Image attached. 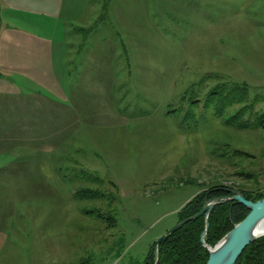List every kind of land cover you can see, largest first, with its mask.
I'll list each match as a JSON object with an SVG mask.
<instances>
[{
  "label": "rangeland",
  "instance_id": "1",
  "mask_svg": "<svg viewBox=\"0 0 264 264\" xmlns=\"http://www.w3.org/2000/svg\"><path fill=\"white\" fill-rule=\"evenodd\" d=\"M78 6L64 25L12 22L61 39L67 79L46 111L19 112L38 122L19 136L1 120L24 99L0 93V264H144L204 188L264 190V133L203 107L212 88L245 85L243 120L264 114V0Z\"/></svg>",
  "mask_w": 264,
  "mask_h": 264
},
{
  "label": "crops",
  "instance_id": "2",
  "mask_svg": "<svg viewBox=\"0 0 264 264\" xmlns=\"http://www.w3.org/2000/svg\"><path fill=\"white\" fill-rule=\"evenodd\" d=\"M82 1L0 0V86L3 87V92L0 93L2 95L11 94L8 90H4L5 86L11 87L17 92L15 95L20 96V99L24 101L31 96L33 106H35L31 108L32 104L28 99V102L21 101L15 104L16 109L11 108L12 111L14 110L11 114L14 116L1 120L5 122V127H8L11 134L13 132L17 135L21 132L26 133L29 130L28 126L36 127L38 122H34L35 125L32 124V119H25V115L19 112L32 113L34 109L39 111L40 115L42 110L46 111L50 94L53 96L60 94L61 98H64L65 79H67L65 44L61 39L55 40L52 34L40 35L14 23L21 21L41 24L58 21L54 24L57 26L62 20V25H64V19L74 21L73 19L81 15L78 5ZM54 26L53 29H56ZM17 82L20 86H26L27 83L31 87L26 86L23 90L17 89ZM8 105L7 103V109ZM16 111L18 113H15ZM0 113L5 117L8 112L3 113L0 108ZM43 133L44 130L40 134L45 137L47 133L45 132V135ZM11 134L9 135L11 140L7 136L4 143L17 140L19 135L12 137Z\"/></svg>",
  "mask_w": 264,
  "mask_h": 264
},
{
  "label": "trees",
  "instance_id": "3",
  "mask_svg": "<svg viewBox=\"0 0 264 264\" xmlns=\"http://www.w3.org/2000/svg\"><path fill=\"white\" fill-rule=\"evenodd\" d=\"M247 98H249L248 88L245 85H218L208 91L203 107L211 109L216 116L221 117L223 124L227 127L264 133V114L255 116L251 122L243 120L245 114L251 110V106H247ZM253 102H257V98H254ZM192 103H194L192 106L198 104L197 101ZM230 108L238 109L228 115L226 110ZM233 154L240 159L249 158L243 152L234 151ZM240 170L239 176L246 179L252 177L246 170ZM256 189L255 191L240 189L239 192L247 201L256 202L264 198V190ZM233 191L235 190L223 185L204 188L182 207L178 213V221L181 222L195 216L208 202L214 199L231 197ZM248 213L249 211L244 206L236 202L215 206L208 216V231L204 237L207 246L214 247ZM204 230V216L188 222L162 240L158 246L154 243L150 247L144 264H154L156 260L157 264H206L209 254L200 242ZM236 264H264V237L251 243Z\"/></svg>",
  "mask_w": 264,
  "mask_h": 264
},
{
  "label": "water",
  "instance_id": "4",
  "mask_svg": "<svg viewBox=\"0 0 264 264\" xmlns=\"http://www.w3.org/2000/svg\"><path fill=\"white\" fill-rule=\"evenodd\" d=\"M228 202L241 204L249 213L211 248L204 241L208 231V216L215 206ZM201 216H204L205 219V230L201 235L200 242L209 254L206 264H236L251 243L264 237V232H260V229H258L259 225L264 221V198L251 202L247 201L240 192L233 191L231 197L214 199L207 203L195 216L178 222L156 241V245L158 246L162 240L175 233L183 225ZM154 264H157V260Z\"/></svg>",
  "mask_w": 264,
  "mask_h": 264
},
{
  "label": "bare ground",
  "instance_id": "5",
  "mask_svg": "<svg viewBox=\"0 0 264 264\" xmlns=\"http://www.w3.org/2000/svg\"><path fill=\"white\" fill-rule=\"evenodd\" d=\"M260 232H264V221L259 225Z\"/></svg>",
  "mask_w": 264,
  "mask_h": 264
}]
</instances>
